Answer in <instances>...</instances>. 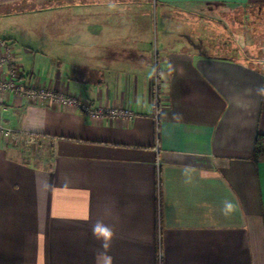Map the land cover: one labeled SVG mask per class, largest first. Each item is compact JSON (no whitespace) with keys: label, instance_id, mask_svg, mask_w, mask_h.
I'll return each mask as SVG.
<instances>
[{"label":"crops","instance_id":"0c3cea01","mask_svg":"<svg viewBox=\"0 0 264 264\" xmlns=\"http://www.w3.org/2000/svg\"><path fill=\"white\" fill-rule=\"evenodd\" d=\"M58 1L71 0H0V16L18 4V17L36 20ZM260 2L118 0V16L134 19L81 24L68 63L47 62L25 22L5 20L0 80L14 72L23 92L0 91L2 119L42 138L30 151L0 136V264H264V161L252 157L264 64L221 53L230 32L216 13ZM38 88L131 115L24 92ZM97 219L114 227L107 250L92 236Z\"/></svg>","mask_w":264,"mask_h":264},{"label":"rangeland","instance_id":"374dc122","mask_svg":"<svg viewBox=\"0 0 264 264\" xmlns=\"http://www.w3.org/2000/svg\"><path fill=\"white\" fill-rule=\"evenodd\" d=\"M41 5L44 15L42 14L36 20L34 15H31L29 18L32 20H29L26 19L28 16L18 17L23 13L16 11H21L25 7L24 5L15 4V7L10 8L11 11H15V15L0 16V28L7 26L6 19L9 23L12 20L14 22H25L27 35L30 39L27 45H31L32 51L41 54L40 56L45 57L47 62L52 55H59L64 63L69 62L71 57L68 51L71 49L73 42L72 33L77 27H81V24L87 25L90 22L117 24L119 20L123 22L124 20L134 19L118 16L119 11L122 10L119 8L118 0H84L82 2L71 0L47 2ZM129 7L135 9L143 6L128 2L127 8ZM149 9L151 10V7ZM218 11L216 12L219 14L217 20L222 22L226 27L224 28L230 32L229 39H224L227 40V43L222 48L221 53L244 58L252 64H264V10L258 12L257 4H255L245 11L241 6H238L237 10L234 8L229 13L225 7H222L223 12L220 8ZM24 13L28 14V12ZM140 19L142 18H138V20ZM148 25L152 30V42L156 47V42L161 36V23L155 17L153 10L149 16ZM17 26L15 24V28ZM224 36L222 37L225 38ZM154 66L153 64V69ZM154 87L155 84H153ZM34 136H36L37 142L31 144L30 151L38 149L36 145L39 144L40 138H42L39 135ZM19 144H23L22 140Z\"/></svg>","mask_w":264,"mask_h":264},{"label":"built area","instance_id":"2783aa9c","mask_svg":"<svg viewBox=\"0 0 264 264\" xmlns=\"http://www.w3.org/2000/svg\"><path fill=\"white\" fill-rule=\"evenodd\" d=\"M14 72H11L10 79L7 81L0 80V91H22L23 88L20 84H16L14 81ZM30 98H34L40 100L41 102H58L62 105H70L79 107L81 110L86 111L87 113L91 114L92 116H103L106 113L113 115V116H122V117H129L131 115L130 110L123 109V108H114L109 111H105L100 108L90 109L86 103H82L78 100L77 97L74 96H67L62 93H56L46 88H38V89H28L24 91ZM154 94L157 96V89L155 87ZM157 102V97H156ZM2 104L0 102V136L9 138L13 144L19 145L20 141L22 140L23 145L27 148H30L31 144L37 142L36 136L29 133L28 131H24L20 128L7 126L3 119H2ZM155 118H157V113H155ZM158 175V170H157ZM158 178V176H157ZM159 181V180H158ZM159 183V182H158ZM161 256V254L159 253Z\"/></svg>","mask_w":264,"mask_h":264},{"label":"clouds","instance_id":"9594fccd","mask_svg":"<svg viewBox=\"0 0 264 264\" xmlns=\"http://www.w3.org/2000/svg\"><path fill=\"white\" fill-rule=\"evenodd\" d=\"M260 95H264V86L258 89ZM235 208L231 201H224L221 212L225 216H229ZM105 217L110 215V211L105 209ZM92 236L100 243L102 249L107 250L111 247L115 236L114 227L111 224L105 223L103 219H97L91 226ZM106 264H112L111 257H107Z\"/></svg>","mask_w":264,"mask_h":264},{"label":"trees","instance_id":"16d2710c","mask_svg":"<svg viewBox=\"0 0 264 264\" xmlns=\"http://www.w3.org/2000/svg\"><path fill=\"white\" fill-rule=\"evenodd\" d=\"M258 12L264 10V2L257 4ZM252 157L255 161H264V134H257L254 140Z\"/></svg>","mask_w":264,"mask_h":264}]
</instances>
